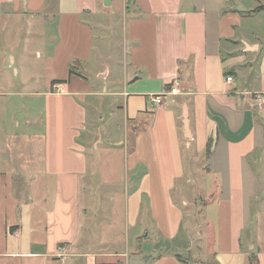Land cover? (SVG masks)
Listing matches in <instances>:
<instances>
[{
    "label": "crops",
    "instance_id": "crops-1",
    "mask_svg": "<svg viewBox=\"0 0 264 264\" xmlns=\"http://www.w3.org/2000/svg\"><path fill=\"white\" fill-rule=\"evenodd\" d=\"M258 7L264 0H0V264H131L146 254L125 250L129 230L140 244L151 240L152 226L155 236L177 241L183 212L171 194L186 175L183 140L198 157L212 143L202 176L213 183L203 188L202 213L212 233L202 258L249 264L253 256L264 264ZM174 81L180 94L156 106L152 97ZM39 102L38 119L18 117ZM99 140H132V180L143 167L147 207L134 191L120 238L116 182L103 177L117 170ZM97 171L102 179L93 187ZM102 186L110 189L107 208L98 203ZM194 244L188 238L183 249L141 262L183 264L175 257L186 251L199 260Z\"/></svg>",
    "mask_w": 264,
    "mask_h": 264
},
{
    "label": "rangeland",
    "instance_id": "rangeland-1",
    "mask_svg": "<svg viewBox=\"0 0 264 264\" xmlns=\"http://www.w3.org/2000/svg\"><path fill=\"white\" fill-rule=\"evenodd\" d=\"M28 99L29 98H23L24 106L29 109L28 105ZM38 105V106H37ZM21 106V103L19 104ZM33 111L27 110L25 113H19L18 117L25 120H30L32 117L33 119H38L40 117V113L42 111V104L39 102L38 104H34ZM37 106V107H36ZM35 108L37 109L35 111ZM103 141L105 144L102 145L100 143H95V146L100 149L101 154H106L108 158L112 159L110 162V165L113 166L112 168L116 169L117 171L114 173L112 177L110 176H103L105 180H114L116 183L112 182V187L114 189V197L115 200L113 202L114 209L117 211V216H115L113 219L117 222L115 228L113 229V233H116V237L120 238V233L123 234L124 230L123 227H120V224L123 225V221L126 218L125 217V204L128 198H131L136 190H141L140 193L137 195L138 201L142 206L143 211L146 210L147 202L145 198L143 197L142 190H144V175H143V167L139 166V169H137L135 173V177L132 180L131 172L127 169V163H126V154L127 152H130V142L132 140H99ZM186 140H183L182 145L183 148V157L185 160V178L181 179L176 183L175 191L172 192L171 197L173 201L178 205V208L183 212V222H182V232L180 233L179 237L177 238V241H170V240H164L161 238L164 237L161 232L159 231V234L156 233V236L154 235V228L152 226L150 230V237L151 240H145L138 244L136 241L131 239V231L129 230L130 239L128 242L124 244V247H126V251H129L130 254L133 252L136 253H143L146 254L144 258L137 256L136 259H131V264H142L141 258L143 260L147 259L148 254L150 256L154 255L157 256L161 253H172L179 249H183V246L187 244L188 238L194 239V251L199 255V260L193 259L192 254L188 255V252L183 254L180 257L183 259H186L187 262L190 261L192 264H213L211 257H203V250L205 249L204 245V237L212 233V230L207 228L205 226V223L202 220V213L205 212V209L207 207V195L203 188L207 189L209 185H212L211 179H207L203 176L204 168H205V160L204 156L198 157L195 155L193 150H195V145L192 146L190 152L185 148L184 142ZM107 143V144H106ZM102 147H108L107 151L103 153L104 150H102ZM205 149V148H204ZM102 150V152H101ZM205 152V150H202ZM190 153V154H189ZM201 154H203L201 152ZM115 155V156H114ZM188 155H190V159L188 160ZM104 160L99 163L100 169L104 171ZM109 164V162H108ZM98 172V177H94L91 179V185L93 187L96 186L97 181H100L102 179L101 172ZM120 173V175L117 174ZM96 181V182H95ZM198 187L202 188L199 189ZM109 190L107 186H102L100 188H97V195L99 194L100 200L98 203L101 204V207L107 208L109 204L108 195H110ZM135 191V192H134ZM132 202H129V213L132 217ZM205 205V206H204ZM92 211L93 208H92ZM95 212V211H94ZM105 218V217H104ZM206 220V219H205ZM211 231V232H210ZM189 237L187 238V236ZM211 240V241H210ZM210 240L206 245L208 248L212 247V240H213V234L210 237ZM120 243V242H118ZM184 244V245H183ZM110 247V246H107ZM130 258H132L130 256Z\"/></svg>",
    "mask_w": 264,
    "mask_h": 264
},
{
    "label": "built area",
    "instance_id": "built-area-1",
    "mask_svg": "<svg viewBox=\"0 0 264 264\" xmlns=\"http://www.w3.org/2000/svg\"><path fill=\"white\" fill-rule=\"evenodd\" d=\"M231 78H227L226 82H231ZM180 94V88H179V83L178 81H174L165 91V93L160 94V95H156L152 97V102L156 105V106H160L162 105L170 96H175ZM256 105L259 108H263L264 107V96H257L256 97ZM59 252V257H63L66 254V251L64 248H59L58 249Z\"/></svg>",
    "mask_w": 264,
    "mask_h": 264
},
{
    "label": "trees",
    "instance_id": "trees-1",
    "mask_svg": "<svg viewBox=\"0 0 264 264\" xmlns=\"http://www.w3.org/2000/svg\"><path fill=\"white\" fill-rule=\"evenodd\" d=\"M256 10H257V11H258V10H264V7H258ZM211 145H212L211 141L208 140L207 143H206V146H205V155H206L207 157H208L209 154H210ZM175 258L177 259V261H179V262H181V263H183V264H186L185 262H187L186 259H183L182 257H180V256H178V255H176ZM255 262H256V257L249 256V264H254ZM213 264H215V263H213Z\"/></svg>",
    "mask_w": 264,
    "mask_h": 264
},
{
    "label": "water",
    "instance_id": "water-1",
    "mask_svg": "<svg viewBox=\"0 0 264 264\" xmlns=\"http://www.w3.org/2000/svg\"><path fill=\"white\" fill-rule=\"evenodd\" d=\"M182 118H183V129H184V133L187 134L188 119H187V114H186V108L183 109Z\"/></svg>",
    "mask_w": 264,
    "mask_h": 264
}]
</instances>
